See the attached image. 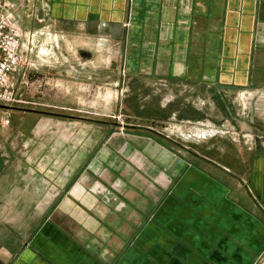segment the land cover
<instances>
[{
  "label": "crops",
  "instance_id": "1",
  "mask_svg": "<svg viewBox=\"0 0 264 264\" xmlns=\"http://www.w3.org/2000/svg\"><path fill=\"white\" fill-rule=\"evenodd\" d=\"M36 1L34 21L24 22L20 5L14 12L22 27L45 33L41 42L53 31H88L118 46L121 75L111 86L121 87L119 102L128 87L166 97L156 104L163 110L173 89L180 102L188 88L217 100L220 88L264 91V0ZM79 50L76 61L15 74V89L18 77L26 89L35 67L39 87H57L66 97L58 102L77 113L7 110L0 262L264 264V142H230L229 158L189 160L154 126L87 123V62L78 56L87 52ZM171 115L151 119L164 128Z\"/></svg>",
  "mask_w": 264,
  "mask_h": 264
},
{
  "label": "rangeland",
  "instance_id": "2",
  "mask_svg": "<svg viewBox=\"0 0 264 264\" xmlns=\"http://www.w3.org/2000/svg\"><path fill=\"white\" fill-rule=\"evenodd\" d=\"M24 3H26L25 6ZM14 5L15 8L20 5V10L24 11V22L29 19L31 22L34 21L36 0H21L18 5ZM39 25L37 23L35 27ZM22 30L27 33L23 38L25 47L23 63L25 65L28 60L31 64L35 63L38 68H41L40 64L48 68L47 63L73 62L76 61L73 50L85 49L87 55L78 54V56L80 60L87 62V123L105 124L114 128L118 127V129L125 127L130 130L138 128L137 123L145 127L154 126L155 137L158 140L162 141L161 139L165 138V144L172 147L175 154L177 153L176 155L182 154L189 160L196 159L199 154L229 158L233 153L230 142L240 144L241 142L249 144L264 142V91L220 88V99L217 100L209 89L210 92L204 89L195 91L188 88V92L185 93L187 98L184 100L183 96V102H180V94L173 89L172 97L174 98H170L172 101H168V99L164 101L167 107L163 110L156 104L157 100L162 101L166 97L162 96V98L158 94L154 96L148 92V88L128 87L123 93L124 100L119 102L122 97V93L119 91L121 87H114L111 84L120 78L121 71L119 72L118 69L122 60L117 56L118 46L113 41V43L106 39L101 41L100 38H96L88 31L84 36L77 34L57 36V33L53 31L54 35L48 34L49 36L41 42V39L38 40V38L45 36V33H41L43 35L39 36L41 35L39 29H26L23 26ZM30 32L38 35H35L31 40ZM37 36L39 37L37 38ZM41 43L49 48L54 46L53 53L57 54L45 55ZM49 68H52L51 65ZM29 69L30 73L27 71V75L24 77V80H29V86L24 89L21 83L22 78L18 77L16 84L19 87L16 85L18 87L16 92L18 89L19 91L15 94L14 103L6 104L7 107L0 106V126L10 119L7 116L8 109L34 108L49 116L77 113L74 109L67 108L66 102H63V105L62 102H58L66 97L57 96L59 94H57V87L53 88L51 85L39 87L41 77L37 75L38 71L35 67ZM55 94L56 96H54ZM175 100L179 101L174 102ZM175 111L177 115H171ZM166 114L171 115L172 119L166 120L168 123L164 124V128H167L166 136H164L161 131L163 123H158L160 120L151 119V116L159 117L166 116ZM138 116H149L150 118L138 120ZM197 129L205 130V132L198 135ZM180 131H183L186 136ZM212 144H216L213 149L211 148ZM0 264L8 263L0 262Z\"/></svg>",
  "mask_w": 264,
  "mask_h": 264
},
{
  "label": "built area",
  "instance_id": "3",
  "mask_svg": "<svg viewBox=\"0 0 264 264\" xmlns=\"http://www.w3.org/2000/svg\"><path fill=\"white\" fill-rule=\"evenodd\" d=\"M14 8L9 1L0 0V104L4 105L14 103L15 74L25 66L23 38L27 33L22 30ZM35 35L31 34V40Z\"/></svg>",
  "mask_w": 264,
  "mask_h": 264
},
{
  "label": "bare ground",
  "instance_id": "4",
  "mask_svg": "<svg viewBox=\"0 0 264 264\" xmlns=\"http://www.w3.org/2000/svg\"><path fill=\"white\" fill-rule=\"evenodd\" d=\"M39 36H37V38H38ZM41 38H38V40H40ZM103 39H101V41H102ZM104 43V42H103ZM42 44V43H41ZM42 51H43V53L45 54V55H49L50 54V48L49 47H47L44 43L42 44ZM102 46H103V44H102ZM65 56V55H64ZM205 132V130H201V129H197L196 130V132H197V134L198 135H202L204 132ZM181 132V134H184L185 135V133H183V131H180ZM212 132V131H211ZM186 136V135H185Z\"/></svg>",
  "mask_w": 264,
  "mask_h": 264
},
{
  "label": "water",
  "instance_id": "5",
  "mask_svg": "<svg viewBox=\"0 0 264 264\" xmlns=\"http://www.w3.org/2000/svg\"><path fill=\"white\" fill-rule=\"evenodd\" d=\"M0 106H4V107H7V106H5V105H3V104H0ZM8 107H10V106H8Z\"/></svg>",
  "mask_w": 264,
  "mask_h": 264
}]
</instances>
